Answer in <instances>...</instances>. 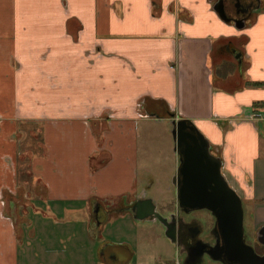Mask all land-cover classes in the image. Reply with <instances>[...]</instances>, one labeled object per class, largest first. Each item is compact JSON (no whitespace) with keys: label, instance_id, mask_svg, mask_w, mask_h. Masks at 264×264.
Wrapping results in <instances>:
<instances>
[{"label":"crops","instance_id":"1","mask_svg":"<svg viewBox=\"0 0 264 264\" xmlns=\"http://www.w3.org/2000/svg\"><path fill=\"white\" fill-rule=\"evenodd\" d=\"M257 2L239 29L214 0H0V264H56L60 243L67 260L90 261L106 210L119 206L132 217L139 199L159 205L146 183L155 173L140 161H169L179 119L208 139L258 234L264 0ZM131 244L104 240L100 258L132 264Z\"/></svg>","mask_w":264,"mask_h":264},{"label":"water","instance_id":"2","mask_svg":"<svg viewBox=\"0 0 264 264\" xmlns=\"http://www.w3.org/2000/svg\"><path fill=\"white\" fill-rule=\"evenodd\" d=\"M214 1V9L224 21L233 22L239 29L245 27L244 19L228 15L225 0ZM173 124L172 133L180 155L179 171L174 177L178 206L188 213L206 209L216 218L215 227L212 226L210 231L202 230L201 264L206 259L223 264H264V254L258 253L245 240L243 202L224 177L221 158L211 152L208 139L187 120H174ZM132 210L139 220H159L166 227L167 237L173 242L178 240L176 213L161 214L151 198L139 199ZM257 242L264 246V226L257 234Z\"/></svg>","mask_w":264,"mask_h":264},{"label":"rangeland","instance_id":"3","mask_svg":"<svg viewBox=\"0 0 264 264\" xmlns=\"http://www.w3.org/2000/svg\"><path fill=\"white\" fill-rule=\"evenodd\" d=\"M173 141L174 144L171 142L169 151L167 149V152L170 154L168 157L169 161H140V167L147 165L153 170V173H155L156 182H146L151 185L150 195L155 200H160L157 208L161 214L170 216L171 214L176 213L178 218L182 215L186 217H195L198 219V224L201 225L202 230L210 231L211 227L214 225V220L213 214L209 210H196L187 214L183 213L175 202L174 196L177 194V186L174 183V177L178 174L179 161L171 160V158L175 156L174 153L178 155L175 139ZM172 145H175L174 150ZM140 180H145V177L143 175L140 176ZM116 207L119 206L106 210L105 220L101 222L98 221L99 229L94 227L95 230H93L91 238L92 245L95 243L96 245L92 246L90 249V261H83V256V259L75 257L74 259L67 260L65 256L68 253L64 254L63 252V250L68 249L66 247L67 245L60 243L55 257L58 259L56 264H111V262L100 258L99 255V249H103V246L100 244L103 243L104 240H110L113 245L119 242H122L124 245L125 243L130 244L131 242L132 244L129 245V247L135 256L133 261L130 262L132 264H135L139 259L148 264H174L177 257H179L181 261H184V257H180L177 254L175 243L167 237L166 227L159 220H139L135 215L131 217L130 215L117 210L118 208ZM243 209L245 240L248 244L253 245V243L255 244L254 238L257 233L254 231L255 226L251 213L248 211L249 209L244 202ZM15 216L19 218L20 215L19 213H16ZM93 234L97 235V240H94L95 235ZM75 249L77 250L80 248L75 246ZM85 253L88 254V252ZM204 264L218 263L214 260L206 259Z\"/></svg>","mask_w":264,"mask_h":264},{"label":"flooded vegetation","instance_id":"4","mask_svg":"<svg viewBox=\"0 0 264 264\" xmlns=\"http://www.w3.org/2000/svg\"><path fill=\"white\" fill-rule=\"evenodd\" d=\"M240 3L238 6L237 3ZM226 10L228 13L229 9H233L232 18L235 19H246L252 15L253 10L257 6V0H225ZM245 8H248V11H245ZM196 211V210H194ZM183 213H191L182 211ZM193 212V211H192ZM214 225H216V218L213 215ZM178 240L182 243L184 251V263L185 264H201L202 258L200 257V250L203 246V242L200 240L199 228L196 226L198 219L195 217L189 216L186 217L182 215L178 218ZM218 237V234H217ZM216 238V237H215ZM216 240V239H215ZM256 251L260 254H264V246L259 243L253 244Z\"/></svg>","mask_w":264,"mask_h":264}]
</instances>
